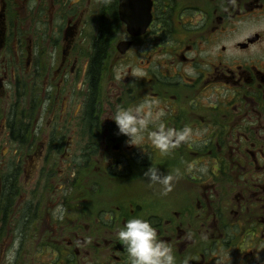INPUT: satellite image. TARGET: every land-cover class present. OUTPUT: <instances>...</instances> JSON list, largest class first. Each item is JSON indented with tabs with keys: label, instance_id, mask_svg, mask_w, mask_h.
I'll return each mask as SVG.
<instances>
[{
	"label": "flooded vegetation",
	"instance_id": "1",
	"mask_svg": "<svg viewBox=\"0 0 264 264\" xmlns=\"http://www.w3.org/2000/svg\"><path fill=\"white\" fill-rule=\"evenodd\" d=\"M144 100L191 142L126 144ZM136 216L177 264H264V0H0V264H128Z\"/></svg>",
	"mask_w": 264,
	"mask_h": 264
},
{
	"label": "clouds",
	"instance_id": "2",
	"mask_svg": "<svg viewBox=\"0 0 264 264\" xmlns=\"http://www.w3.org/2000/svg\"><path fill=\"white\" fill-rule=\"evenodd\" d=\"M165 117V110L158 108L155 101L144 100L136 105L118 107L110 119L115 122L116 134L126 137L129 146L141 148L147 139L155 150L168 154L191 142L194 131L187 124L180 128L169 126ZM143 175L150 185L161 186L165 194L172 190L173 176L161 173L157 167L151 165ZM64 211L58 206L53 216L63 220ZM116 239L127 254L128 264H177L173 248L159 239L157 229L147 219L129 218L117 230Z\"/></svg>",
	"mask_w": 264,
	"mask_h": 264
},
{
	"label": "water",
	"instance_id": "3",
	"mask_svg": "<svg viewBox=\"0 0 264 264\" xmlns=\"http://www.w3.org/2000/svg\"><path fill=\"white\" fill-rule=\"evenodd\" d=\"M121 17H122L123 20L127 21L128 25H129V31L131 33L139 35V33L140 34L144 33V31L146 30L147 26L145 28H139V26H135L133 23H131L130 21L126 20L125 17H124V12H122V11H121ZM122 47H123V45H120L119 49H121ZM127 47H126V49H127Z\"/></svg>",
	"mask_w": 264,
	"mask_h": 264
}]
</instances>
